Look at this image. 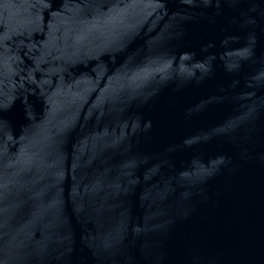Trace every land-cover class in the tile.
I'll use <instances>...</instances> for the list:
<instances>
[{
  "label": "water",
  "instance_id": "1",
  "mask_svg": "<svg viewBox=\"0 0 264 264\" xmlns=\"http://www.w3.org/2000/svg\"><path fill=\"white\" fill-rule=\"evenodd\" d=\"M0 264H264V0H0Z\"/></svg>",
  "mask_w": 264,
  "mask_h": 264
}]
</instances>
